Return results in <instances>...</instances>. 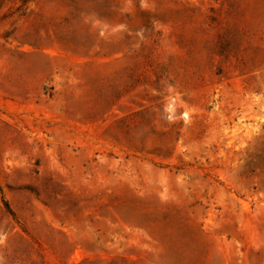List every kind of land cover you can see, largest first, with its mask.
<instances>
[{
	"label": "rangeland",
	"instance_id": "obj_1",
	"mask_svg": "<svg viewBox=\"0 0 264 264\" xmlns=\"http://www.w3.org/2000/svg\"><path fill=\"white\" fill-rule=\"evenodd\" d=\"M0 264H264V0H0Z\"/></svg>",
	"mask_w": 264,
	"mask_h": 264
},
{
	"label": "bare ground",
	"instance_id": "obj_2",
	"mask_svg": "<svg viewBox=\"0 0 264 264\" xmlns=\"http://www.w3.org/2000/svg\"><path fill=\"white\" fill-rule=\"evenodd\" d=\"M112 2H113V0H112ZM53 5L54 4H49L48 6L49 7H52ZM114 15H116V12H115ZM198 15L200 16L201 14H198ZM203 22H204V20H203L202 16L201 17H198L197 16V17H195L193 19H191V18L187 19L185 21V25L184 26L186 27V30L189 32L193 28L197 29V28L201 27V25H203ZM81 25L84 26V27L93 28V26L91 24H89V20H87V19H83L82 22H81ZM124 34H125V31H115V32L111 33L110 38L112 39L115 47H116L117 44L122 43L123 38H124ZM185 34L187 35V33H185ZM78 37L81 38L80 41H78V42L68 41V40L67 41H60V40H58L56 38H53L52 39L53 40V42H52L53 43V49L54 50L56 49L57 51H60V56L61 57L58 58V59H60V60H62L64 62H68V61H73V60L77 61L79 58H81V56L87 50V48L84 47V45H83L86 42L85 33L84 32L81 33V35H78ZM93 37H95V36H93ZM113 43H112V45H113ZM51 61L54 63L55 61H57V58L56 57H53L51 59ZM91 61L92 62L84 63L85 66H83L82 69L79 68L77 71L78 72L81 71L82 73H86V74L91 75V76H103L105 74L103 72L105 70L107 72V70H109V67L111 66V65L110 66L107 65L106 62L102 61V59L100 58V56H96L95 58H92ZM118 61L119 60H116L115 59V63H114V68L115 69H119L121 67V62L120 61L118 62ZM52 68H53V66H52ZM107 74H108V72H107ZM120 83H121L122 86L125 85V81H123V80ZM77 97L78 96L76 95V93H74V95L72 97L73 102H76L77 101V99H75ZM74 99H75V101H74ZM144 172L146 174V171H144ZM115 184L118 185L119 187L121 185L122 186H125V187H129V185H130L129 181H125L124 179H116L115 180ZM135 225H137V224H135ZM133 237L134 238H137V239H140V240H143V241L144 240L145 241H148L152 246H154L159 251L162 250L164 248V246H165V241L163 239L161 230L157 229L154 226H150V224H148L145 227V229H142L140 231L134 232Z\"/></svg>",
	"mask_w": 264,
	"mask_h": 264
}]
</instances>
